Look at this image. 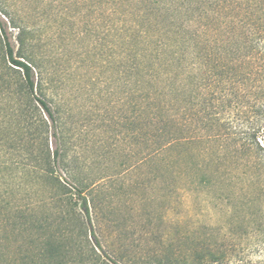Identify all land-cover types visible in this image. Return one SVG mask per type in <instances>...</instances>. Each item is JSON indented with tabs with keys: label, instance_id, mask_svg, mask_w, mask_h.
<instances>
[{
	"label": "trees",
	"instance_id": "trees-1",
	"mask_svg": "<svg viewBox=\"0 0 264 264\" xmlns=\"http://www.w3.org/2000/svg\"><path fill=\"white\" fill-rule=\"evenodd\" d=\"M80 2L111 17L129 129L134 136L144 130L145 158L172 164L180 147L198 145L194 167L202 183L243 174L264 189V0ZM5 9L0 0V14L18 29V46L0 26V241L8 234L22 241L24 257L35 242L37 256L64 264L67 253L82 251L65 238H88L86 186L65 162L39 37L15 26ZM59 165L72 186L55 174Z\"/></svg>",
	"mask_w": 264,
	"mask_h": 264
},
{
	"label": "rangeland",
	"instance_id": "rangeland-1",
	"mask_svg": "<svg viewBox=\"0 0 264 264\" xmlns=\"http://www.w3.org/2000/svg\"><path fill=\"white\" fill-rule=\"evenodd\" d=\"M84 6L80 0H6L5 9L15 26L23 24L39 37L50 64L47 100L61 116L65 162L86 186L88 238H65L79 242L82 251L67 253L64 264H264L260 181L212 175L202 183L194 167L200 163L193 156L198 145L180 147L172 164L147 160L144 130L134 136L129 129L111 17ZM0 19L16 50L18 29L8 17ZM49 143L54 146L52 137ZM55 170L61 182L73 185L65 167ZM29 246L24 257L22 241L3 237L0 264H50L35 253L37 243Z\"/></svg>",
	"mask_w": 264,
	"mask_h": 264
}]
</instances>
